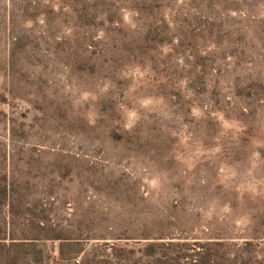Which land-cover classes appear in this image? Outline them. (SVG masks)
Masks as SVG:
<instances>
[{"label":"rangeland","instance_id":"rangeland-1","mask_svg":"<svg viewBox=\"0 0 264 264\" xmlns=\"http://www.w3.org/2000/svg\"><path fill=\"white\" fill-rule=\"evenodd\" d=\"M0 264H264V0H0Z\"/></svg>","mask_w":264,"mask_h":264}]
</instances>
